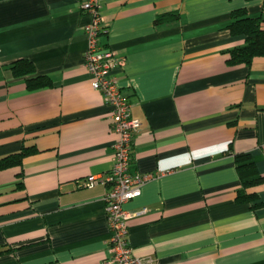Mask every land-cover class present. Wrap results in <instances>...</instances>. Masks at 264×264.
<instances>
[{"label":"crops","instance_id":"obj_1","mask_svg":"<svg viewBox=\"0 0 264 264\" xmlns=\"http://www.w3.org/2000/svg\"><path fill=\"white\" fill-rule=\"evenodd\" d=\"M240 8L264 19L262 0H102L112 77L140 122L132 172L153 175L125 205L147 209L130 220L128 241L150 264H264V207L235 201V154L264 175V58L226 63L244 44L226 29ZM169 12L179 20L155 24ZM90 22L80 0H0V158L36 148L0 170V249H10L0 264L110 258L107 188L86 187L112 167L116 140L85 66ZM18 60L52 86L28 90L10 70ZM254 191L264 202V185Z\"/></svg>","mask_w":264,"mask_h":264},{"label":"built area","instance_id":"obj_2","mask_svg":"<svg viewBox=\"0 0 264 264\" xmlns=\"http://www.w3.org/2000/svg\"><path fill=\"white\" fill-rule=\"evenodd\" d=\"M102 0H80V9L91 18L84 27L87 48L84 54L85 66L91 76V87L99 92L110 107L112 131L116 134L113 146V164L103 176H90L87 188L103 184L106 188L105 211L110 230L107 264H148L134 255L128 241L129 222L134 216L143 215L147 209L132 213L125 205L141 194L142 186L153 178L152 174L139 175L132 172L133 140L140 128V122L132 117L131 104L122 89L112 77L118 63L114 53L102 43L107 28L100 13ZM150 264V263H149Z\"/></svg>","mask_w":264,"mask_h":264},{"label":"trees","instance_id":"obj_3","mask_svg":"<svg viewBox=\"0 0 264 264\" xmlns=\"http://www.w3.org/2000/svg\"><path fill=\"white\" fill-rule=\"evenodd\" d=\"M250 1V0H246ZM264 3V0H262ZM179 13L169 12L162 14L155 24H166L178 21ZM264 19L261 16L251 17L246 9L240 8L231 12L230 23L226 29L232 36H243L244 44L228 50V66L245 65L251 66L252 62L258 58H264ZM105 36V35H103ZM102 36V37H103ZM10 70L14 77H28L26 87L30 91L49 88L52 81L46 76H33L35 69L32 62L28 60H18L10 64ZM36 152V148L23 146L17 153L0 158V170L21 167L23 160ZM234 162L236 172L240 180V187L236 190L235 201L238 204H249L251 209L256 210L264 207V202H260L254 188L264 185V175L260 174L251 157L247 154H235ZM22 173L17 175L21 179ZM16 189L22 188V183L15 185ZM10 249H0V255L9 252Z\"/></svg>","mask_w":264,"mask_h":264}]
</instances>
